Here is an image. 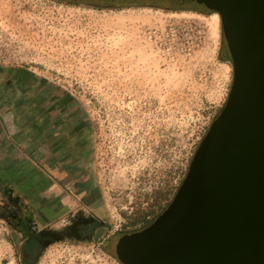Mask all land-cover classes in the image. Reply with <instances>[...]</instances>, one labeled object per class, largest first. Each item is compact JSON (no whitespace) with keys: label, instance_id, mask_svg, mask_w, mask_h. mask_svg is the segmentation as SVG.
Returning <instances> with one entry per match:
<instances>
[{"label":"rangeland","instance_id":"374dc122","mask_svg":"<svg viewBox=\"0 0 264 264\" xmlns=\"http://www.w3.org/2000/svg\"><path fill=\"white\" fill-rule=\"evenodd\" d=\"M211 13L0 0V71L31 70L73 93L90 122L100 191L97 212H80L111 231L167 208L225 104L233 68ZM89 234L49 245L34 264H121L105 232ZM22 239L0 218V264H21Z\"/></svg>","mask_w":264,"mask_h":264},{"label":"water","instance_id":"95a60500","mask_svg":"<svg viewBox=\"0 0 264 264\" xmlns=\"http://www.w3.org/2000/svg\"><path fill=\"white\" fill-rule=\"evenodd\" d=\"M219 15L233 77L167 208L116 244L121 264H264V0Z\"/></svg>","mask_w":264,"mask_h":264},{"label":"crops","instance_id":"0c3cea01","mask_svg":"<svg viewBox=\"0 0 264 264\" xmlns=\"http://www.w3.org/2000/svg\"><path fill=\"white\" fill-rule=\"evenodd\" d=\"M31 70L0 71V196L41 228L100 206L90 122L73 93Z\"/></svg>","mask_w":264,"mask_h":264},{"label":"flooded vegetation","instance_id":"af4514ba","mask_svg":"<svg viewBox=\"0 0 264 264\" xmlns=\"http://www.w3.org/2000/svg\"><path fill=\"white\" fill-rule=\"evenodd\" d=\"M73 6H87L96 9L117 8L131 6H150L155 8H189L198 13L210 14L212 11L202 3L193 0H60ZM222 27V26H221ZM223 34V32H222ZM224 37V36H223ZM225 40V39H224ZM226 43V41H225ZM226 52L229 53L227 44ZM227 53V55H228ZM231 60L230 54L228 55ZM229 61V60H228ZM233 68V67H232ZM160 215V214H159ZM158 215V216H159ZM157 216V217H158ZM0 217L8 220L18 230L23 239L20 245L21 264H34L43 250L55 242L64 240H86L90 238L89 232L102 230L106 233L107 250L114 251L116 244L124 235H130L141 231L149 226L155 218H136L133 225L109 229L111 226L103 218L90 214L83 215L80 211L71 214L69 218L60 219L55 225L37 227L30 219L21 218L16 210H10L7 204H0ZM28 246V247H27ZM117 258V256H116ZM118 259V258H117Z\"/></svg>","mask_w":264,"mask_h":264},{"label":"bare ground","instance_id":"6f19581e","mask_svg":"<svg viewBox=\"0 0 264 264\" xmlns=\"http://www.w3.org/2000/svg\"><path fill=\"white\" fill-rule=\"evenodd\" d=\"M209 17L213 21H218L219 20V15L216 12H212Z\"/></svg>","mask_w":264,"mask_h":264},{"label":"trees","instance_id":"16d2710c","mask_svg":"<svg viewBox=\"0 0 264 264\" xmlns=\"http://www.w3.org/2000/svg\"><path fill=\"white\" fill-rule=\"evenodd\" d=\"M225 60V59H224ZM227 60H229L230 61V58H227ZM191 159H192V157L190 158V161H191ZM190 161H189V163H190ZM189 166V165H188ZM0 218H2V217H0ZM9 224H11L10 222H9Z\"/></svg>","mask_w":264,"mask_h":264}]
</instances>
